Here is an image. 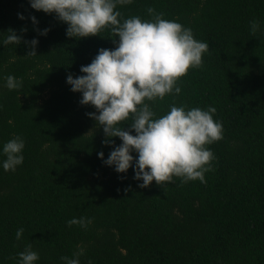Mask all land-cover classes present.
<instances>
[{
  "label": "trees",
  "instance_id": "16d2710c",
  "mask_svg": "<svg viewBox=\"0 0 264 264\" xmlns=\"http://www.w3.org/2000/svg\"><path fill=\"white\" fill-rule=\"evenodd\" d=\"M149 8L209 45L203 66L179 81L180 94L146 103L157 118L173 105L214 107L223 139L207 146L213 170L205 183L174 178L140 188L137 153L126 173L107 166L122 141L103 143V129L87 115L96 109L81 105L67 77L84 75L81 67L100 49L115 50L119 38L107 29L69 38L54 13L0 0V264H19L29 244L35 264H65L61 258L79 249L80 264H264V0H132L116 10L121 22L150 21ZM9 29L19 45L3 43ZM34 39L36 55H27ZM8 76L21 88L9 90ZM15 137L25 144L23 163L5 172L3 146ZM73 218L92 223L68 227Z\"/></svg>",
  "mask_w": 264,
  "mask_h": 264
},
{
  "label": "clouds",
  "instance_id": "9594fccd",
  "mask_svg": "<svg viewBox=\"0 0 264 264\" xmlns=\"http://www.w3.org/2000/svg\"><path fill=\"white\" fill-rule=\"evenodd\" d=\"M36 11L55 14L59 21L67 24L69 38H88L100 36L104 30L119 38L115 50L100 49L98 55L80 71L84 74L73 78L68 75L67 83L74 93H81V105H91L96 113L87 115L103 129L105 145L118 137L122 144L111 151L104 161L114 166L118 173H126L135 160V176L142 180L140 188L149 187L155 181L158 187L172 183L179 178L183 183L199 180L205 183V173L213 170L214 154L208 149L223 139L222 123L214 120L216 109L207 110L185 107H170L165 115L157 118L148 102L163 101L166 96L180 94L178 83L190 70L203 66V55L208 52L206 42L197 41L191 29L180 23L166 20L162 14L149 8L152 20L131 17L121 22V12L117 5L132 3V0H28ZM21 20L23 16H19ZM33 24L37 21L32 17ZM259 29V22L252 21L253 35ZM26 31V29L24 30ZM45 29L42 35H47ZM5 45L21 43V37L9 29ZM115 43V39H113ZM27 43V42H25ZM37 40L31 41L36 55ZM6 87L17 90L22 80L13 76L6 78ZM131 120L129 130L122 127ZM135 132V135L131 134ZM25 147L20 137H15L3 146L6 160L5 172L15 171L23 163L21 154ZM99 158L104 159L103 152ZM92 221L87 218L70 219L68 227L79 225L86 228ZM24 229L15 233L20 240ZM83 249L73 253V258L62 257L65 264H80ZM38 254L27 245L19 253V264H35Z\"/></svg>",
  "mask_w": 264,
  "mask_h": 264
}]
</instances>
